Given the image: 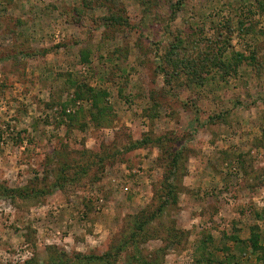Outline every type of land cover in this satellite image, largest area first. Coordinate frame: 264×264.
I'll return each instance as SVG.
<instances>
[{
  "label": "rangeland",
  "instance_id": "rangeland-1",
  "mask_svg": "<svg viewBox=\"0 0 264 264\" xmlns=\"http://www.w3.org/2000/svg\"><path fill=\"white\" fill-rule=\"evenodd\" d=\"M0 264H264V0H0Z\"/></svg>",
  "mask_w": 264,
  "mask_h": 264
},
{
  "label": "trees",
  "instance_id": "trees-1",
  "mask_svg": "<svg viewBox=\"0 0 264 264\" xmlns=\"http://www.w3.org/2000/svg\"><path fill=\"white\" fill-rule=\"evenodd\" d=\"M116 19H118V17ZM238 66H239V62H237L236 64H234V67L237 68Z\"/></svg>",
  "mask_w": 264,
  "mask_h": 264
}]
</instances>
